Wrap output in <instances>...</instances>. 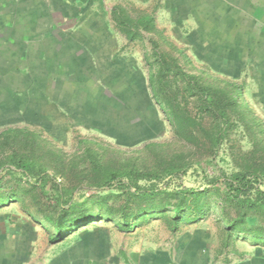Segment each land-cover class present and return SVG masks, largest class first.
<instances>
[{"label":"crops","instance_id":"0c3cea01","mask_svg":"<svg viewBox=\"0 0 264 264\" xmlns=\"http://www.w3.org/2000/svg\"><path fill=\"white\" fill-rule=\"evenodd\" d=\"M204 2L165 0L179 12L186 11L181 5L192 3L181 24L215 11L218 45L213 49L224 45L229 59L223 63L226 56L217 53L215 68L223 65L222 70L234 75L239 67L246 72L253 66L251 80L258 83L253 89L260 86L262 92L250 94L262 97L264 107V0H216L208 7ZM114 5L110 0H0V125L25 120L65 140L72 128L67 118L119 133L120 124L113 123L122 116L123 109L116 108L120 98L136 113L142 110V76L133 70L135 58L119 54L127 40L111 23ZM208 41L200 37L198 49ZM100 78L112 79L116 102L106 100ZM20 226H10L8 232L0 228V264H264V246L250 238L225 245L202 229L178 238L174 248L150 250L124 236L133 231L121 232L102 221L54 244L37 227L24 221Z\"/></svg>","mask_w":264,"mask_h":264},{"label":"trees","instance_id":"16d2710c","mask_svg":"<svg viewBox=\"0 0 264 264\" xmlns=\"http://www.w3.org/2000/svg\"><path fill=\"white\" fill-rule=\"evenodd\" d=\"M111 21L129 44L148 40L150 48L143 53L148 89L177 139L195 150L208 145L217 152L241 124L255 140L250 121L258 118L242 98L243 88L232 82L226 87L213 85L189 71L182 64L186 49L159 29L154 13L133 16L117 4ZM163 44L175 55L165 51ZM94 145L100 147L88 143L81 153L70 156L35 128H5L0 132V205L27 201L29 208L22 204L23 212L38 225L53 229L49 242L54 244L103 217L119 219L118 230L132 232L133 220L163 207L159 197L165 199L164 208L174 210L177 228L184 219H201L206 214L204 198L218 196L224 234L254 239L264 246V161L245 160L236 163L231 174L221 170L211 178L205 176L208 188L197 190L181 180L201 161H187L184 153L138 167L121 157L105 159ZM229 243L227 239L225 245Z\"/></svg>","mask_w":264,"mask_h":264},{"label":"rangeland","instance_id":"374dc122","mask_svg":"<svg viewBox=\"0 0 264 264\" xmlns=\"http://www.w3.org/2000/svg\"><path fill=\"white\" fill-rule=\"evenodd\" d=\"M215 1L216 0H205L203 4L208 7L207 4L215 5ZM110 3L111 5L114 3L115 5L118 4L126 7L133 16H136L140 12L154 13L159 29L166 30V35L171 39V41H173L177 46L186 49V55L182 58V64L189 71L204 78L207 83L219 85L221 87H226L227 83L230 82L240 85L243 88L241 95L242 98L248 104V108L251 109L258 118V121H250V127L255 133V140H252L251 136L245 131L244 126L241 124L235 128L229 141H225L217 152H212V150L210 151L208 145L206 147L202 145L199 149L195 150L193 147L191 148V146L177 139L174 136L170 125L164 120V116L159 110V107L152 100L148 89V72L143 62V53L147 48H150L148 40L133 44L126 42L122 50L119 52V54L125 56L127 60L130 58L136 59L133 70L137 71L142 76L141 85L142 88L144 87L143 108L137 113L132 107H130L129 104H121L124 101H122L120 96H118L121 103H117L116 108L120 110L123 109L121 110L122 116L119 117V122L113 123V125L116 126L120 124V126H118L120 129L119 133L113 132L109 129H94L92 127V123L87 124L85 121L79 122L69 118H67V120L72 128H70L65 140L54 139L41 126L25 120L8 124L6 123L5 125L1 124L0 132L10 126H29L31 128H35L45 140L51 141L59 150H62L64 154L72 156L76 153H81L86 147H89L88 143H94L100 145V147L94 145L95 152L102 155L105 159L121 157L131 160L138 167H151L158 161V157H171L184 153L187 155V161L195 163L197 161H201L199 164H194V166L187 172L186 176H184L181 180L184 186L197 190L208 188L209 185L205 180V176L211 178L218 175L221 170L231 174L236 171V163L241 164L245 160L249 161V163H253L254 161L257 163H263V99L261 96H259L261 97L259 100L253 99L250 94L252 92L253 94H256L257 92V95H260L262 91L260 86H258L256 92L253 89V85L258 84L251 80V78L254 77L252 73L253 66H251L246 72L241 70L242 68L244 69L245 66H238L240 71L234 75H229L228 69H225V71L222 70L221 68L224 67L223 65L215 68L214 63L216 59H214V57L217 53H221V55L226 56L222 57V60H220L221 62L224 63L227 62V60L229 61L228 52L226 53L224 45H222L221 48L219 47L216 52L213 49V45H218L214 42L215 39L218 40V37L214 36L216 31L215 28L217 27L214 17L215 11L210 10L211 12L207 18L200 19L201 22L200 20H196L197 17H191L188 21L181 24L182 17L186 15L188 4L192 5V3L181 5L180 7H184L186 11L181 8L180 12L178 11V7H167L165 0H110ZM182 11L184 12L182 13ZM204 11H207V9H204ZM203 23L206 24L202 25ZM226 36L228 39V33ZM200 37L201 40L202 38L209 39L207 42L209 45L205 44V46H210V50H208L205 46H202L200 50L198 49V46L202 45L201 43L198 45ZM162 48L168 53L175 55L173 49L168 45L163 44ZM227 51L229 50L227 49ZM197 53L201 56L207 54L206 58H202ZM185 58L190 61L188 62ZM114 59L117 61V55ZM25 70L26 69H23L24 72ZM234 72H237L236 67L234 68ZM111 80L104 81L100 78L99 82L107 91L105 95L107 96L106 100L109 102L117 95L113 88L109 85ZM3 91L4 90L0 86V94L3 93ZM114 100L116 102L117 98ZM79 141H84L85 143L79 145ZM215 154L216 157H214ZM142 184H146V182H143ZM204 199V211L206 214L201 217V219L193 220L192 222L184 219L181 222H178L177 228H175L174 218L176 215L174 210H172V208H164L165 199L163 197H159L158 201H162L161 205H163V207L160 208L157 213L144 215L137 220H133L132 222L136 226L132 229L134 234L124 236H126L128 240L130 237V242H140L141 247L150 250L174 248L175 244H177L176 242L178 238L188 233H194L198 229L213 233L214 236H218L219 240L222 241L223 244L227 239H229L230 242L233 241L235 237L230 238L223 232L224 224L216 205L218 196H210ZM24 203H26L29 208V203L27 201L12 202L3 206L0 205L1 230L8 232L7 230L10 226H14V228H21V221H24L25 223L32 225L31 227H37L38 232L44 234V240H48L46 237L53 233V229L44 223L42 224H44L45 227L43 225H38L31 218L26 216L22 210V204ZM101 221L104 224H110L112 228L118 229L116 224L119 223L120 220L111 218L108 220L106 217H103ZM8 223H10V225H8ZM34 230L35 229L32 228L30 229V232L34 233ZM251 242L254 243V239H251Z\"/></svg>","mask_w":264,"mask_h":264}]
</instances>
